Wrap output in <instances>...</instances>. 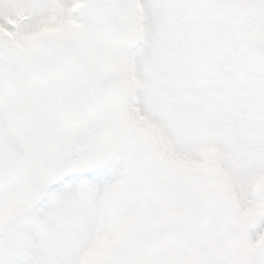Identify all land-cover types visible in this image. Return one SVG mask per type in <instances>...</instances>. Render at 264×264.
<instances>
[{
    "label": "snow or ice",
    "instance_id": "snow-or-ice-1",
    "mask_svg": "<svg viewBox=\"0 0 264 264\" xmlns=\"http://www.w3.org/2000/svg\"><path fill=\"white\" fill-rule=\"evenodd\" d=\"M0 264H264V0H0Z\"/></svg>",
    "mask_w": 264,
    "mask_h": 264
}]
</instances>
